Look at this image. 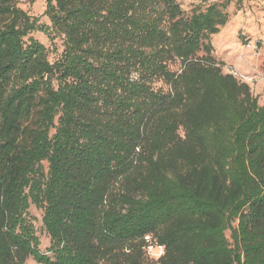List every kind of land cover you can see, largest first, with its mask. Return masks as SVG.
Instances as JSON below:
<instances>
[{"label":"trees","instance_id":"1","mask_svg":"<svg viewBox=\"0 0 264 264\" xmlns=\"http://www.w3.org/2000/svg\"><path fill=\"white\" fill-rule=\"evenodd\" d=\"M227 4L45 0V26L0 0V264H264V101L211 55Z\"/></svg>","mask_w":264,"mask_h":264},{"label":"rangeland","instance_id":"2","mask_svg":"<svg viewBox=\"0 0 264 264\" xmlns=\"http://www.w3.org/2000/svg\"><path fill=\"white\" fill-rule=\"evenodd\" d=\"M183 11L189 13L191 9H204L213 2H225L228 20L219 32L210 37L212 45L211 55L220 62L223 72L232 73L240 81L246 82L258 103L264 101V0H176ZM17 6L29 16L36 17L38 24L49 26L50 21L44 14L45 0H17ZM1 23V20H0ZM28 36L38 40L48 50L49 59H54L62 50V39L53 33L35 30ZM199 52L198 55H203ZM170 69L178 71L180 64L177 60L170 63ZM160 82L156 86H161ZM166 90V86H163ZM28 217L34 225L39 238V249L46 252L49 238L42 222L41 210L33 204L28 209ZM231 243L230 230L225 231ZM50 254V252H48ZM27 264H38L31 257ZM146 264H152L148 259Z\"/></svg>","mask_w":264,"mask_h":264},{"label":"built area","instance_id":"3","mask_svg":"<svg viewBox=\"0 0 264 264\" xmlns=\"http://www.w3.org/2000/svg\"><path fill=\"white\" fill-rule=\"evenodd\" d=\"M145 239L148 241L149 240V235L145 236ZM156 248V252L153 251V248ZM147 250L149 253H155L156 255H160L163 252L162 246H153L151 243L147 245Z\"/></svg>","mask_w":264,"mask_h":264}]
</instances>
